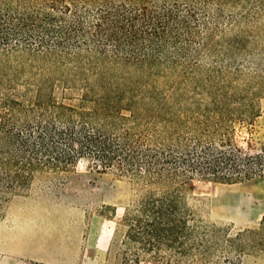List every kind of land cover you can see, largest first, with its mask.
I'll return each mask as SVG.
<instances>
[{
	"label": "trees",
	"instance_id": "16d2710c",
	"mask_svg": "<svg viewBox=\"0 0 264 264\" xmlns=\"http://www.w3.org/2000/svg\"><path fill=\"white\" fill-rule=\"evenodd\" d=\"M263 28L264 0H0V207L34 171L89 157L145 188L122 215L123 256L239 264L264 253V217L232 234L202 224L183 192L193 175L264 177V145L247 151L233 127L252 124L257 102L230 84L189 96L185 79L164 92L203 57L251 55ZM72 90L76 103L64 101Z\"/></svg>",
	"mask_w": 264,
	"mask_h": 264
},
{
	"label": "rangeland",
	"instance_id": "374dc122",
	"mask_svg": "<svg viewBox=\"0 0 264 264\" xmlns=\"http://www.w3.org/2000/svg\"><path fill=\"white\" fill-rule=\"evenodd\" d=\"M259 22L238 28L252 30ZM252 33V43L244 46L251 55L238 56L233 63L203 57L198 68H180L170 75L164 92L171 95L182 79L186 94L196 98H207L213 84L237 86L238 94L257 102L259 112L252 124L233 123L235 138L256 152L264 145V28ZM74 84L80 90L79 81ZM77 90L64 101L76 103ZM144 190L118 166L101 169L89 157L59 170L34 171L27 187L0 207V264H157L147 256L136 261L121 253L124 209ZM183 192L202 224L227 227L232 234L257 228L264 217V177L226 184L193 175ZM239 264H264V253L245 252Z\"/></svg>",
	"mask_w": 264,
	"mask_h": 264
}]
</instances>
